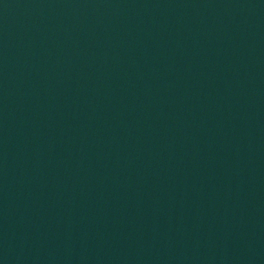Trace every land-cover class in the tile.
<instances>
[{
	"label": "water",
	"instance_id": "water-1",
	"mask_svg": "<svg viewBox=\"0 0 264 264\" xmlns=\"http://www.w3.org/2000/svg\"><path fill=\"white\" fill-rule=\"evenodd\" d=\"M0 264H264V0H0Z\"/></svg>",
	"mask_w": 264,
	"mask_h": 264
}]
</instances>
